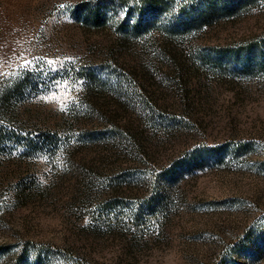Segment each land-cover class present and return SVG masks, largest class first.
Listing matches in <instances>:
<instances>
[{"label":"rangeland","instance_id":"1","mask_svg":"<svg viewBox=\"0 0 264 264\" xmlns=\"http://www.w3.org/2000/svg\"><path fill=\"white\" fill-rule=\"evenodd\" d=\"M87 1L0 0V264H264V0Z\"/></svg>","mask_w":264,"mask_h":264},{"label":"trees","instance_id":"2","mask_svg":"<svg viewBox=\"0 0 264 264\" xmlns=\"http://www.w3.org/2000/svg\"><path fill=\"white\" fill-rule=\"evenodd\" d=\"M116 1L115 6L126 8L127 20L134 18L135 21L131 22L132 26L127 27L128 33L142 34L148 31L154 26V20H150V17L159 15L160 13L166 12L168 8L167 3L164 0H112ZM254 0H195L192 1V7L189 11H185V6H179L178 12L182 13L183 16L180 21L175 22L173 30L176 32L189 31L195 26H199L202 22L209 20H215L220 16L231 14L241 9L243 6L253 2ZM100 2V3H98ZM111 3V2H110ZM102 2V0H91L82 2L78 5L79 12L86 14V21L99 24L101 21H106V10L111 8V5ZM139 5V6H138ZM140 8V10L138 9ZM185 8V9H184ZM134 10V11H133ZM125 19V20H126ZM126 20V21H127ZM126 21L124 23H126ZM125 25H123L124 28ZM122 28V29H123ZM256 54H260V57L264 59V45H260L255 50ZM232 57H238L242 55L247 60L251 61L253 53H242L239 51H233ZM17 88V87H15Z\"/></svg>","mask_w":264,"mask_h":264},{"label":"snow or ice","instance_id":"3","mask_svg":"<svg viewBox=\"0 0 264 264\" xmlns=\"http://www.w3.org/2000/svg\"><path fill=\"white\" fill-rule=\"evenodd\" d=\"M29 63H30V62H27V61H26L24 65H21V68H23V69H27ZM48 63L51 64V61H49ZM57 86H58V85H57Z\"/></svg>","mask_w":264,"mask_h":264}]
</instances>
